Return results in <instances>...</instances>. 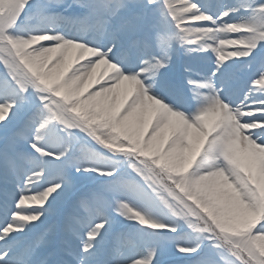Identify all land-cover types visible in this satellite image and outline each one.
<instances>
[{
  "label": "snow or ice",
  "instance_id": "1",
  "mask_svg": "<svg viewBox=\"0 0 264 264\" xmlns=\"http://www.w3.org/2000/svg\"><path fill=\"white\" fill-rule=\"evenodd\" d=\"M0 264H264V0H0Z\"/></svg>",
  "mask_w": 264,
  "mask_h": 264
},
{
  "label": "bare ground",
  "instance_id": "2",
  "mask_svg": "<svg viewBox=\"0 0 264 264\" xmlns=\"http://www.w3.org/2000/svg\"><path fill=\"white\" fill-rule=\"evenodd\" d=\"M98 71H102V69L101 70H98Z\"/></svg>",
  "mask_w": 264,
  "mask_h": 264
}]
</instances>
